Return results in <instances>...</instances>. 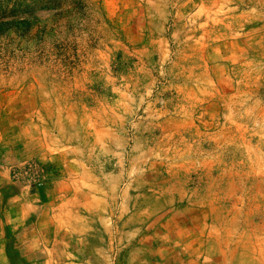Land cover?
Listing matches in <instances>:
<instances>
[{
    "label": "rangeland",
    "instance_id": "obj_1",
    "mask_svg": "<svg viewBox=\"0 0 264 264\" xmlns=\"http://www.w3.org/2000/svg\"><path fill=\"white\" fill-rule=\"evenodd\" d=\"M21 191L264 264V0H0V236Z\"/></svg>",
    "mask_w": 264,
    "mask_h": 264
},
{
    "label": "crops",
    "instance_id": "obj_2",
    "mask_svg": "<svg viewBox=\"0 0 264 264\" xmlns=\"http://www.w3.org/2000/svg\"><path fill=\"white\" fill-rule=\"evenodd\" d=\"M21 193L0 236V264H238L191 219L134 224L123 239L100 195L64 204Z\"/></svg>",
    "mask_w": 264,
    "mask_h": 264
}]
</instances>
